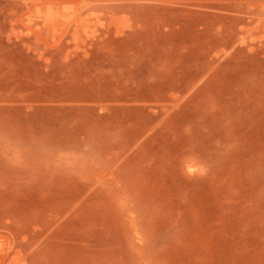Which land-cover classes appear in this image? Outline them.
Here are the masks:
<instances>
[{"label":"rangeland","instance_id":"obj_1","mask_svg":"<svg viewBox=\"0 0 264 264\" xmlns=\"http://www.w3.org/2000/svg\"><path fill=\"white\" fill-rule=\"evenodd\" d=\"M0 264H264V0H0Z\"/></svg>","mask_w":264,"mask_h":264},{"label":"bare ground","instance_id":"obj_2","mask_svg":"<svg viewBox=\"0 0 264 264\" xmlns=\"http://www.w3.org/2000/svg\"><path fill=\"white\" fill-rule=\"evenodd\" d=\"M67 13H68V12H67ZM59 14H60V13H59ZM112 19H113V18H112ZM52 20H53V19H52ZM52 20H51V21H52ZM45 25H46V23H45Z\"/></svg>","mask_w":264,"mask_h":264}]
</instances>
